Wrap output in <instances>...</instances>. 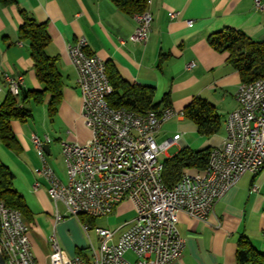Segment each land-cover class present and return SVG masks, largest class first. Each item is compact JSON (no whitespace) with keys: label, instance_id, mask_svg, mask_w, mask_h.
I'll use <instances>...</instances> for the list:
<instances>
[{"label":"crops","instance_id":"0c3cea01","mask_svg":"<svg viewBox=\"0 0 264 264\" xmlns=\"http://www.w3.org/2000/svg\"><path fill=\"white\" fill-rule=\"evenodd\" d=\"M19 11L46 25L50 43L45 51L57 59L62 94L51 120L47 115L48 94L42 104L25 103L32 116L23 123L10 122L15 144L6 148L0 142V163L11 173L12 186L29 213L25 223L34 259L37 264H49V238L53 234L67 257L77 256L78 249L86 248L80 228L67 219L61 205L57 206V214L62 219L56 220V210L46 194L47 185L37 176L38 158L31 141L33 135L50 139L45 156L56 175L65 180L61 142L82 145L88 140L67 47L84 37L88 53L112 65L124 82L152 88L153 104H159L168 95V108L175 112H181L193 98L205 100L213 107L220 129L211 136L199 135L196 125L183 117L172 118L160 126L155 142L169 143L158 157L162 164L183 150H211L221 144L226 118L236 109L235 93L241 82L237 71L228 64L227 55L213 51L207 37L231 28L254 41L264 42V10L255 11L254 0H149L146 11L151 16V30L147 42L140 44L128 40L137 28L133 16L119 11L110 0H14L10 6L0 5V104L9 93L4 75L13 79L22 77V92L43 88L35 77L28 44L18 39L22 24ZM171 13H175L174 18H170ZM188 64H193V68L186 69ZM55 154L62 160L53 158ZM113 213L117 219H124L121 228H107L114 232L112 243H116L134 219L135 211L131 203L122 202ZM176 228L185 239V248L173 264H236L237 242L242 236L263 253L264 167L255 175L244 174L214 204L205 222L179 213ZM125 257L130 262L136 261L131 253ZM85 258L91 262V256Z\"/></svg>","mask_w":264,"mask_h":264},{"label":"built area","instance_id":"2783aa9c","mask_svg":"<svg viewBox=\"0 0 264 264\" xmlns=\"http://www.w3.org/2000/svg\"><path fill=\"white\" fill-rule=\"evenodd\" d=\"M257 12L264 10V0H254ZM175 13L170 14L174 18ZM137 28L129 36L131 43L145 44L151 28L148 15L133 16ZM191 25V21L187 22ZM84 37L67 47V56L76 74V88L80 95V118L89 131L86 143L61 142V154L65 163L66 179L61 180L47 161L44 146L47 137H31L38 158L37 176L44 180L46 194L57 214L61 205L68 217L84 215L93 219L106 218L122 202L132 204L135 217L129 227L112 243L114 232L94 228L99 240L92 251L89 264H173L183 253L185 239L177 231V215L184 213L194 220L205 222L216 202L221 200L246 173L255 175L264 167V91L260 83L243 85L250 92L249 101H237L236 109L225 121V137L221 144L210 150L205 169L195 174L182 173L178 183L167 188L161 177L162 164L158 157L169 146L168 142L157 144L155 135L160 126L172 119L182 117L181 112L165 108L159 112L143 113V120L129 122V115L119 116L113 109L100 105L98 88L106 89L108 97L112 88L109 80H100L99 67L105 62L87 51ZM193 64L186 65V69ZM8 91L17 96L22 77L15 79L4 75ZM255 191V188L252 189ZM4 227L1 239H8L12 259L5 264H37L32 253L29 228L22 219L0 222ZM85 234L92 230L89 223H82ZM51 253L49 264H66L83 260L78 256L67 257L56 236L49 238ZM22 250H29L32 263H25ZM1 251V250H0ZM131 253L135 262L125 255ZM87 264V263H86Z\"/></svg>","mask_w":264,"mask_h":264},{"label":"trees","instance_id":"16d2710c","mask_svg":"<svg viewBox=\"0 0 264 264\" xmlns=\"http://www.w3.org/2000/svg\"><path fill=\"white\" fill-rule=\"evenodd\" d=\"M110 1L119 11L134 16L146 11L149 0ZM12 4H14V0H0L2 6ZM19 12L22 24L18 30V39L28 44L35 77L43 88L40 91H19L17 96L8 93L0 104V142L6 148H12L15 144L10 122L23 123L32 116L31 111L25 107V103L32 101L37 105L42 104L44 95L48 94L50 100L47 104V115L51 120L56 114L62 94V79L56 66L57 59L49 57L45 51L50 43L46 25L38 24L22 11ZM207 44L213 51L227 55V62L237 71L241 84L264 79V42L254 41L241 31L225 28L210 34L207 37ZM105 68L112 88V92L107 98L111 108H126L137 114H143L148 111L159 112L169 107L168 95H165L159 104H153L154 90L152 88L128 85L120 78L112 65L105 63ZM160 104L163 105L161 110H159ZM181 113L184 119L196 125L198 134L201 136H211L220 129L218 115L205 100L193 98ZM209 154L210 149L183 150L164 160L161 173L164 185L169 189L174 187L186 170L196 173L205 169ZM0 204L5 208L20 212L23 221L28 223L29 213L26 205L12 186L11 173L1 163ZM78 219L81 224L87 222L92 225L95 221V219L84 215H80ZM76 254L89 264L82 252ZM235 260L236 264H264V252H258L249 240L242 236L237 242Z\"/></svg>","mask_w":264,"mask_h":264},{"label":"bare ground","instance_id":"6f19581e","mask_svg":"<svg viewBox=\"0 0 264 264\" xmlns=\"http://www.w3.org/2000/svg\"><path fill=\"white\" fill-rule=\"evenodd\" d=\"M144 15H148V27L150 28L151 16L147 11L144 12ZM99 75H100V80H108L105 67H99ZM254 83H260V91H264V79L254 81L249 84H241L237 89V92H241V94H237V101L250 100V92L243 91V85L253 86ZM98 96L100 98V105H105L106 109H113L108 105V101H107L108 97L106 96L105 88H98ZM114 111L115 113L119 114V116H127V114L133 113V115H129V122H139L143 120V114H137L126 108H114ZM10 212H13L14 219H21L20 212L13 209L5 208L0 204V222H5V219H10ZM82 228L85 232V227ZM0 235H4V227H1V225H0ZM0 250L1 252H3L4 259H12L11 245L8 242V239H1ZM92 251L95 250L92 249ZM22 258L25 263H32V256L29 250H22ZM66 264H74V261H66ZM79 264H86V262L84 260H79Z\"/></svg>","mask_w":264,"mask_h":264},{"label":"rangeland","instance_id":"374dc122","mask_svg":"<svg viewBox=\"0 0 264 264\" xmlns=\"http://www.w3.org/2000/svg\"><path fill=\"white\" fill-rule=\"evenodd\" d=\"M57 161H61L62 158L59 154H55L54 157ZM115 218V220H114ZM67 219H71L74 221V223L76 224L77 227L80 228L81 232H82V235H83V238L86 242V248L85 249H78L77 250V253L78 252H82V254L84 256H91L92 254V249L94 248L95 250L98 249V240L96 238V235L94 233V228H104V229H119L123 226V221L124 219H117L115 217V214L113 213V215H109L108 217L106 218H97L95 219V221L93 222V224L91 225L92 227V230L88 232L89 236H87L82 228V224L80 223L79 219L78 218H75V217H69ZM87 223V222H85ZM93 248H92V247Z\"/></svg>","mask_w":264,"mask_h":264},{"label":"water","instance_id":"95a60500","mask_svg":"<svg viewBox=\"0 0 264 264\" xmlns=\"http://www.w3.org/2000/svg\"><path fill=\"white\" fill-rule=\"evenodd\" d=\"M43 148H44V151L48 154V146L45 145ZM0 264H5L1 251H0Z\"/></svg>","mask_w":264,"mask_h":264}]
</instances>
